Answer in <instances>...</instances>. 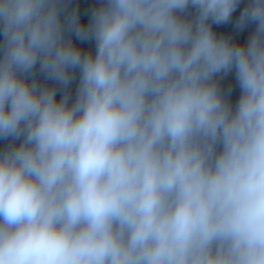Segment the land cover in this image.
<instances>
[{
    "label": "clouds",
    "instance_id": "clouds-1",
    "mask_svg": "<svg viewBox=\"0 0 264 264\" xmlns=\"http://www.w3.org/2000/svg\"><path fill=\"white\" fill-rule=\"evenodd\" d=\"M0 264H264V0H0Z\"/></svg>",
    "mask_w": 264,
    "mask_h": 264
},
{
    "label": "trees",
    "instance_id": "trees-1",
    "mask_svg": "<svg viewBox=\"0 0 264 264\" xmlns=\"http://www.w3.org/2000/svg\"><path fill=\"white\" fill-rule=\"evenodd\" d=\"M96 3V0H72V6H78L80 17L83 21H87L88 19V12L92 6ZM214 30L217 31L218 34L222 33L225 35H230L233 39L239 40V41H246L247 35L253 30L254 25L249 26L247 29H245L243 32H237L231 24L229 25H220L215 26L213 25ZM229 81L234 83V75L229 74L228 77L225 78V81L222 83L227 84ZM75 85H73L74 90ZM59 98V93L57 94ZM239 92L238 89L234 92L231 99L233 101L238 97Z\"/></svg>",
    "mask_w": 264,
    "mask_h": 264
},
{
    "label": "rangeland",
    "instance_id": "rangeland-1",
    "mask_svg": "<svg viewBox=\"0 0 264 264\" xmlns=\"http://www.w3.org/2000/svg\"><path fill=\"white\" fill-rule=\"evenodd\" d=\"M77 43L79 42L77 41ZM82 47L92 48V50L94 51V44H85V45H82Z\"/></svg>",
    "mask_w": 264,
    "mask_h": 264
}]
</instances>
